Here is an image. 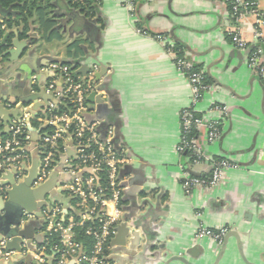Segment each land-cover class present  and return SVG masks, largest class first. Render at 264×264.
I'll list each match as a JSON object with an SVG mask.
<instances>
[{"label":"crops","instance_id":"1","mask_svg":"<svg viewBox=\"0 0 264 264\" xmlns=\"http://www.w3.org/2000/svg\"><path fill=\"white\" fill-rule=\"evenodd\" d=\"M52 2L59 16L54 30L61 39H43L35 19L28 31L9 20L0 26V42L12 33L10 43H32L22 59L31 68L21 66L0 86V105L21 109L23 104L21 119L30 115L29 131H33L26 169L41 152L32 122L52 102L44 92L53 76L47 65L54 60L74 63L73 70L81 76L98 66L94 80L104 92V102L94 99L90 104L94 110L89 122L108 120L117 148L130 160L121 172L122 215L105 264H184L179 259L189 264H264V76L253 72L247 61L257 46L254 17L234 23L223 0H137L133 7L127 0H100L99 22L93 29H80L68 17H60L65 14L64 0ZM257 8L264 16V0H257ZM235 30L249 44L246 51L236 49L228 37ZM177 44L183 47L186 61L200 66L212 84L195 106L197 113L205 122L222 120V134L214 144L206 142V128L199 132L198 142L207 158L200 164L178 151L181 114L193 103V89L168 49ZM11 65L18 69L19 62L9 64L7 58L0 63V79L15 71L7 70ZM36 105L43 107L34 117L29 111ZM216 105L227 107L225 117L214 111ZM0 128L9 132L2 119ZM217 161L231 164L221 183L186 193L185 178H209ZM59 169L55 195L46 198L42 210L71 205L70 195L60 185L70 177ZM37 221L41 229H34L32 240L40 246L47 234L44 221ZM138 222L143 240L135 251L133 238L124 229L132 232ZM221 228L228 231L221 245L197 237L201 229ZM225 239L227 250L219 259ZM145 245L151 249L143 253ZM49 249V264H57L58 252ZM76 258L69 255L64 264H76ZM3 260L10 264V259Z\"/></svg>","mask_w":264,"mask_h":264},{"label":"built area","instance_id":"2","mask_svg":"<svg viewBox=\"0 0 264 264\" xmlns=\"http://www.w3.org/2000/svg\"><path fill=\"white\" fill-rule=\"evenodd\" d=\"M137 0H127L129 6H134ZM232 5V19L240 24L248 16L254 17V33L257 49L250 53L248 58L249 68L257 75L264 76V16L257 8V0H223ZM146 34L143 31H140ZM231 40L235 48L240 51L249 49V44L241 37L238 30L233 31ZM158 39L163 40L158 36ZM171 54L173 52L171 51ZM178 68L189 78L193 89V103L191 107L183 110L181 114V143L178 147L180 154L190 152L194 164L207 160L197 138L188 137L193 133L206 128L208 144L217 142L222 134L221 121L205 122L195 106L203 99L211 86L204 85L203 73L193 72L192 64L174 55ZM99 67H93L90 74L81 76L70 66L63 63H50L46 71L52 78L45 84L44 90L53 96L55 102L48 103V112H53L61 101L72 99L76 103L75 110L71 113L51 115L49 118H40L42 128L51 127V132L40 133V162L38 176L34 187L43 185L57 169L62 167L64 174L70 177L63 182L61 187L70 195V206H51L42 210V217L38 219L34 213H24L21 225L42 220L44 221L47 237L40 246H35L32 251L26 244L22 245V255L31 254L37 264H49L48 252L50 251V237L57 236L59 245L52 247V252L59 254L57 264H64L69 255H77L76 264H105L108 252L122 215L121 201L124 183L121 172L130 160L125 151L117 148L115 143L114 127L103 129L105 120L90 123L86 115L90 114L88 98L95 94L103 99V90L95 83V75ZM35 79V78H34ZM61 85V86H60ZM214 111L226 116L228 109L216 105ZM30 115L15 122L9 129L8 138L2 136L0 128V190L4 176L17 168L18 179L27 176L24 166L28 168L29 154L27 145L30 142ZM38 130V129H37ZM231 167L226 161H217L212 165L209 178L187 176L183 182L186 193L195 188L204 187L213 189L223 178L225 169ZM66 211V212H65ZM82 229L85 236L92 239V246L88 251L84 243L77 239L76 229ZM226 229H201L198 239L212 238L222 244L227 234ZM6 241L0 244V257L14 259L16 251H5Z\"/></svg>","mask_w":264,"mask_h":264},{"label":"water","instance_id":"3","mask_svg":"<svg viewBox=\"0 0 264 264\" xmlns=\"http://www.w3.org/2000/svg\"><path fill=\"white\" fill-rule=\"evenodd\" d=\"M9 20V13L4 12L0 8V26L3 22ZM12 33H9L2 42H0V63L4 61V59L8 58L9 64H16L19 62L18 69H13L12 65L7 70H15L10 71L5 77H2L0 79V86L4 85L6 81L15 73L19 72L17 70L20 69L21 66H27L30 67V64L26 61H22L23 57L25 56V53L27 51V48L32 45L31 41L29 42H23V43H10L9 38ZM30 55H33L30 53ZM53 63H63L59 60H54ZM31 68V67H30ZM3 70V69H2ZM84 75L86 76L88 73V70L83 71ZM102 74V73H101ZM99 77V76H97ZM2 81L4 83H2ZM7 85L9 83H6ZM45 92V91H44ZM94 99L102 104L104 100L96 96L95 94H91L88 98V102L91 104ZM48 100L55 102L56 100L53 99V96H48ZM11 105L15 106V103H12ZM43 105H36L33 109V111H29L31 115L36 117L37 112L39 109H41ZM21 109H23V104L21 106ZM21 109H7L3 105H0V119H2L4 126L8 129L13 124V120H21L22 113ZM94 109L91 107L90 112ZM90 115H86V119L89 122ZM42 127L35 131L37 133V136H40V133L42 131ZM33 131V129L30 128V131ZM39 162H40V156H36L33 158V164L31 169H26L24 166V170L27 173V176L23 179H18V171L17 168H12L10 172H8L4 178L3 182L1 183V187L4 188V193L0 190V244L3 241H6V246L4 248L5 251H16L18 255L14 259H10L9 263L12 264L14 260H25V263L28 264H37L33 260V256L31 254H28L27 256L22 255V245L24 244V240H26L27 246L32 250L35 251V246L33 245V233L34 229L38 228L41 229L39 221H32L25 226L21 225V219L24 215V213H34L38 219L42 217V208L47 206L46 204V198L52 197L55 195L54 186L58 183L60 180V169L57 168L50 178L41 186L34 187V183L38 176V168H39ZM143 217H139V221H143ZM126 226V225H124ZM141 229V222H138L135 224L133 231L131 232L130 229L125 227L124 233L127 235H131L133 238V250L137 251L139 250L140 246H142V235L139 231ZM143 231L144 228H143ZM131 232V233H130ZM237 240L239 238L237 235H233ZM39 240V239H37ZM239 243V241H238ZM241 252V245L238 244ZM145 253L147 250H150V246L143 247ZM227 250V239H225V243L222 247V252L220 254V257H223ZM134 251V252H135ZM242 253V252H241ZM184 264H189L186 261L178 260ZM0 264H5L2 257H0ZM52 264V263H51Z\"/></svg>","mask_w":264,"mask_h":264},{"label":"trees","instance_id":"4","mask_svg":"<svg viewBox=\"0 0 264 264\" xmlns=\"http://www.w3.org/2000/svg\"><path fill=\"white\" fill-rule=\"evenodd\" d=\"M65 1V14L62 13L60 17H68L73 23H75L80 29L82 28H94V24L99 22V10H100V0H64ZM231 19H232V5L230 2L227 4ZM0 8L4 12L9 13V24L15 23L16 25L25 26L26 31H28V24L32 19H35L38 22L39 30L43 39L52 40V39H61L60 34L54 30L55 24H57V11H55V4L52 0H0ZM235 23V20L232 19ZM231 40V36H228ZM232 41V40H231ZM75 46V44H74ZM71 47V46H70ZM70 47L68 48L70 51ZM78 47V46H77ZM79 49V48H78ZM170 51L173 52L180 59H184V50L183 47L177 44L175 47H168ZM257 47H254L250 50V53H253ZM64 65L70 66L72 69L77 68V64L74 63H63ZM193 72H202L203 74V83L207 86H212L211 82L208 80L207 76L204 74L200 66L192 65ZM76 103L72 99H67L61 101L58 104V107L53 110V112H48V108H45L39 116L32 122L34 128L40 129L42 124L38 122L40 118H49L51 115H61L64 113H71L75 110ZM108 120L103 125V129L108 127ZM51 127H45L42 129V132H51ZM197 132H193L188 139L197 138ZM4 138H8L9 134L3 133ZM182 155L190 157L191 162L194 161L192 154L190 152H184ZM77 239L84 243L86 249L90 251L92 246V239L88 236H85V232L78 228L76 229ZM59 239L57 236L50 237V247L59 245Z\"/></svg>","mask_w":264,"mask_h":264}]
</instances>
